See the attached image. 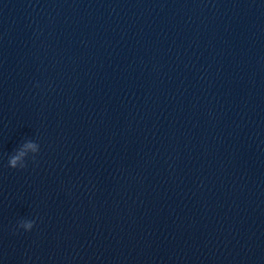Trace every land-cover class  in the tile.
<instances>
[{
	"label": "clouds",
	"instance_id": "obj_1",
	"mask_svg": "<svg viewBox=\"0 0 264 264\" xmlns=\"http://www.w3.org/2000/svg\"><path fill=\"white\" fill-rule=\"evenodd\" d=\"M30 148L33 150V152L35 153V155L39 152V145L38 143L36 142H33V141H26L23 145H21V148ZM24 155H26V153L22 152V151H18V153L16 155H13L9 158L8 160V166L10 168H13V169H17V162L21 160V157H23ZM35 155H33V158L35 157ZM27 165L26 163H23L20 165L19 168H25ZM34 226V223H28L25 225L26 229L27 230H31Z\"/></svg>",
	"mask_w": 264,
	"mask_h": 264
}]
</instances>
